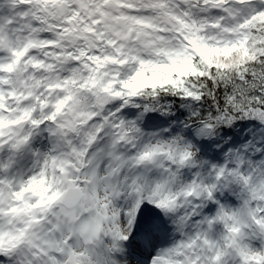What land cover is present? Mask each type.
I'll use <instances>...</instances> for the list:
<instances>
[{
  "label": "snow or ice",
  "instance_id": "obj_1",
  "mask_svg": "<svg viewBox=\"0 0 264 264\" xmlns=\"http://www.w3.org/2000/svg\"><path fill=\"white\" fill-rule=\"evenodd\" d=\"M42 120L47 182L13 172ZM5 139L0 261L264 264V0H0Z\"/></svg>",
  "mask_w": 264,
  "mask_h": 264
},
{
  "label": "clouds",
  "instance_id": "obj_2",
  "mask_svg": "<svg viewBox=\"0 0 264 264\" xmlns=\"http://www.w3.org/2000/svg\"><path fill=\"white\" fill-rule=\"evenodd\" d=\"M177 43L179 41L177 40ZM128 72L131 73V76H135L136 69H133L131 65H129ZM153 76V69L150 65H145L143 76L139 79L132 80L131 77L126 73L125 79H128L130 82V86L127 88H123V85H121V88H123V95L122 97H112L110 100L106 101L109 105H115L119 102V100L123 97H126L128 95V92H139L144 93L142 96H137L136 100L140 103H144L148 100V94H147V88L140 89L138 88V84L143 82V77H151ZM38 79L46 80L47 77L41 76L38 77ZM222 87V86H221ZM51 95V93H49ZM45 99H48L45 97ZM94 103V102H93ZM49 104L53 105V108H50L49 111L51 112L54 110V102L49 101ZM44 107H48V105H45ZM41 113H43V108L41 109ZM68 115H71L69 113ZM127 115V113H125ZM38 118H40L38 116ZM67 116H61V119H67ZM28 123V122H25ZM43 123V120H42ZM56 122L52 121L50 123H43V127L40 125H36L34 130L30 132L31 135V141L29 146L20 153V155L17 157L16 160V167L13 169V172H23L28 178L35 177L38 181H44L47 182L51 179V176L54 173V166L51 163V157L52 155H59V152H55L54 150V137L51 132H49V128L53 126ZM23 125H21V128ZM28 128L32 129L33 126L28 123ZM14 132V129L12 127L5 128L3 130V135L10 139L9 133ZM5 147L2 151H0V156L3 158H7L9 155V147L8 146V140H4ZM65 149L61 148L60 151H64ZM39 153L40 155H37ZM199 153V148L193 149V155H197ZM45 161H48L47 167L45 166ZM39 191V189H38ZM25 197L28 199H36L38 198L37 195L33 194L32 192L25 193ZM257 251H264V242H262L258 247ZM0 264H16V260L14 258H8L4 261H0Z\"/></svg>",
  "mask_w": 264,
  "mask_h": 264
}]
</instances>
